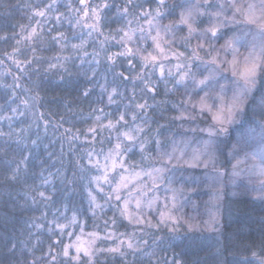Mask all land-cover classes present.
<instances>
[{
    "label": "snow or ice",
    "instance_id": "obj_1",
    "mask_svg": "<svg viewBox=\"0 0 264 264\" xmlns=\"http://www.w3.org/2000/svg\"><path fill=\"white\" fill-rule=\"evenodd\" d=\"M60 4L61 0H48L42 7L32 12V17L37 18L34 26H31L26 34H23L25 29L22 26L20 39L15 41L17 46L11 53H5L12 64L21 73H26L34 61L44 60L45 57L38 55V50L34 46L37 40L42 45L45 44L44 24L52 19L56 25L66 21L71 25L73 35L77 34L76 30H83L79 32L80 42L70 43V37L65 31L57 30L51 35L49 43L58 46L59 52L49 59L46 71L63 69V72H69L67 65L77 53L81 56L80 64H84L83 57L89 55L86 48L89 41L94 40L99 45V50L94 48L92 60L88 63L95 64L98 68L103 54L104 62L109 65L108 71H114L120 64H125L128 74L124 71H115L114 76L119 77L121 82L130 80L133 87L130 90L129 103L124 105V110H118L115 116L112 112H106L104 107H94L89 113L94 117L93 123L83 133L90 143L96 142L97 137H100L101 144L105 140L112 142V147L106 153L101 149L103 163L99 159L93 163L94 152L87 153L90 166L102 173L100 176L91 177L89 183L95 185L96 193L101 194L100 198L104 200V204H101L100 198L89 189L88 212L94 221L103 220V231H100L98 223H94L93 231L86 232V222L79 219L75 211L71 216H66L68 209L65 206L64 212H61L64 222H59L58 219L50 222L54 225L48 229L51 242L47 245L46 251H42L41 256L33 259L31 264H37V259L43 261V264H100L99 257L104 254L119 256L124 264H127L130 252L135 254L142 251L140 241L134 239L135 233L128 235L121 232L117 235L112 230L117 224L115 216L103 219L104 205L115 208L119 216L129 224L147 223L157 231L166 228L170 233H178L183 217L176 215L177 201L183 195L185 186L173 187L176 180L169 179L165 191L170 193V196H166L162 207L159 206V196L154 194L149 197L148 192L159 187V181L163 179L165 171L171 172L175 168L211 167L216 172L214 179H224L225 172L218 167L216 156L218 146L222 142L220 137L226 136L232 126L246 123L245 118L249 109L253 117L259 115L261 119L254 120L243 133L241 137L243 147L234 146L230 155L236 162L231 166L228 179L232 184L240 183L245 191H251L253 199L264 201V0H182L181 4L172 7L169 0H144L143 3L140 0H64V7L70 15L59 10ZM170 16L172 18L168 19ZM142 18L143 24L140 23ZM166 19L167 23L164 22ZM121 20L122 25L115 29L109 27L108 31H105L106 25ZM241 25L244 27L240 28ZM52 31V28L48 29L49 33ZM237 32L243 35H238ZM248 36H251V40L246 39ZM7 39V36H0V40ZM25 41L28 56L21 59L23 49L20 45ZM177 42L188 52L174 49L173 46ZM69 45L72 51L64 55ZM113 46H117L119 50L111 51ZM241 48L245 51H241ZM136 61H139L138 65ZM165 61L176 63L166 65ZM190 61H199L204 66V71L194 73ZM0 64H3V60H0ZM173 67L178 74L173 87L185 86L184 95L187 98L181 99L184 108L172 119L189 122L187 130L199 131L207 138L202 137L199 141L200 147L191 152L186 150L191 143L190 140L184 141L183 148L173 142L171 152H162L161 141L156 139V159L162 166L153 167L151 171L142 168L141 171H136L140 165L135 162L133 165H127V154L131 153L133 148H138L141 160L150 159L146 154L148 142L141 139L145 127L142 126L143 118L140 114L146 116L147 110L155 105L148 104L146 97L143 102L136 99L135 84L141 81L143 87L140 91L151 94L155 99L158 89L152 81V76L155 74L160 80H166L167 77L176 75ZM97 68L90 69V74L85 73L86 78L91 80L95 77ZM60 78L63 79V75ZM104 78L107 80L106 76ZM13 79L19 81L20 77L14 76ZM189 80L192 82L191 93H188L186 88ZM15 87H20V84L17 82ZM91 91L90 88H86L82 95L89 97ZM101 91L107 95L106 106H118L120 101L116 97L124 96L118 86H113L109 90L101 85ZM40 99L42 98L37 93L33 98V105H38ZM21 103L26 109L30 107V101L27 99ZM131 108L135 111H129ZM12 111L15 113L17 109L14 108ZM37 111L39 112L38 108ZM38 118L43 120L44 113L39 112ZM201 118L205 120L210 118V122L204 127H193L192 123ZM138 119H141L142 123H136ZM65 131L72 133L71 128ZM156 131L159 134V128ZM5 135L7 134L0 131V136ZM68 139L70 141L80 139V130L77 129ZM241 140L237 141V145L241 144ZM241 151L243 156L240 155ZM241 165L246 167L242 168ZM118 169L120 170L118 180L113 183L112 174L117 173ZM19 173L20 165H17L8 175V180H17ZM143 176L151 178V189L147 184L137 183L142 181ZM105 184L110 186V191H105L103 187ZM248 185L252 187L249 189ZM124 190H128L126 198L121 195ZM38 195L45 201H51L53 198L43 191ZM216 199L219 200L220 197L217 196ZM113 200L117 203L112 204ZM149 212L156 213L155 224L151 219H146ZM217 222V215L210 213L205 225L211 229ZM184 223L189 232L200 229L198 224L191 221L184 220ZM64 237L68 238L67 242ZM106 241L113 243L104 245L103 242ZM143 243L146 244L147 241ZM12 248L14 249L15 245H12ZM257 255L253 252L254 257ZM258 259L259 264H264V257ZM163 264L181 262L173 259L164 260Z\"/></svg>",
    "mask_w": 264,
    "mask_h": 264
},
{
    "label": "trees",
    "instance_id": "obj_2",
    "mask_svg": "<svg viewBox=\"0 0 264 264\" xmlns=\"http://www.w3.org/2000/svg\"><path fill=\"white\" fill-rule=\"evenodd\" d=\"M47 2L48 0H0V36L8 37L7 41L0 40V60H3V64H0V131L7 134L0 136V264H31L33 259L40 257L42 251H46L47 245L51 242L48 229L54 225L50 222L54 219L64 222L61 212H64L65 206L68 209L66 216H71L75 211L79 219L86 222V232L93 231L94 223H98L100 231H103V220L94 221L88 212V190L91 189L98 198L101 197V194L96 193L95 185L90 184L89 181L91 177L100 176L102 173L90 166L87 153L94 152L93 163L97 159L103 163L101 149L106 153L112 147V142L105 140L101 144L100 137H97L96 142L90 143L83 133L93 123L94 117L89 113L94 107H104L106 112H112L115 116L118 110H124V105L129 103L130 90L133 87L130 80L121 82L119 77L114 76L115 71H124L128 74L125 64H120L114 71H108L109 65L104 62L103 54L98 68L95 64L88 63L92 60L91 54L94 48L99 50V45L94 40H90L86 48L89 55L83 57L84 64H80L81 56L77 53L67 65L69 72H63V69L46 71L49 59L59 52L58 46L49 43L50 36L57 30L65 31L70 37V43H79L81 39L79 32L83 31L76 30L77 34L73 35L71 25L66 21L56 25L54 19L44 24L45 44L42 45L39 40L34 43L38 55H43L45 59L34 61L26 73H21L5 53H11L17 46L15 41L20 39L22 26L25 29L23 34L34 26L37 18L32 17V12ZM140 2L143 3L144 0ZM181 3L182 0H169L170 7ZM59 10L70 15L64 7V0H61ZM164 22L167 23V19ZM140 23H144L143 18ZM122 24V20L113 21L105 26V31H108L109 27L115 29ZM49 28L53 29L51 33L48 32ZM26 44L25 41L20 45L23 49L21 59L28 56ZM150 44L151 41L148 42V45ZM173 48L188 52L179 42ZM110 50L119 49L113 46ZM71 51L69 45L64 55H68ZM190 62L193 64L192 71L198 73L199 61ZM136 63L138 65L139 61ZM175 63L176 61H165L166 65ZM92 68H97V74L89 80L85 73L90 74ZM173 72L176 74L174 67ZM61 75L63 79L60 78ZM14 76H19V81H15ZM176 78L178 74L160 80L158 75L154 74L152 81L158 89L155 99L151 94L140 91L143 87L141 81L135 84L136 99L143 102L146 97L148 104L155 105L147 110L146 116L140 114L143 123L141 119L136 121L145 127L141 139L148 142L146 154L150 156L149 160H141L138 148H133V151L127 154V165H133V162L140 165L136 171H141V168L151 171L153 167H161V163L156 159V139L161 141V151L169 152L173 142L176 143L181 133L180 125L185 121L173 120L172 117L183 110L181 99H186L184 97L186 95H184V86L173 87ZM17 82L20 84L18 88L15 87ZM101 85L109 90L113 86H118V89L124 93L123 97H116L120 101L118 106H106L107 95L101 91ZM86 88L92 90L89 97L82 95ZM37 93L42 99L38 105H33L32 101ZM25 99L30 101V107L27 109L21 103ZM14 108L17 109L15 113L12 111ZM37 108L39 112L44 113L43 120L38 118ZM129 111L135 109L131 108ZM245 120L246 123L236 125L238 130L245 124L251 126L254 120L259 119L248 114ZM198 122L206 125L210 120L201 118ZM69 128L72 129V133L65 131ZM158 128L159 134L156 131ZM77 129L80 130V139L70 141L68 137ZM232 134L230 129L226 137L221 139L223 146L222 150L221 146L219 147L221 157L225 156L224 152ZM17 165H20L17 180H8V175ZM178 170L181 173L177 180L180 185L185 186V183H188L186 175L189 170L187 168H178ZM119 171L118 169L117 173L112 174L113 183L118 180ZM171 172L163 173L158 190L166 185ZM193 172L197 171L193 170ZM103 187L106 192L110 191L109 185L105 184ZM40 191L50 194L52 200H43L38 195ZM121 195L126 198L127 190L122 191ZM163 196L166 198L165 195ZM228 199L229 197H226L218 203L221 225L211 229L200 227L199 230L189 232L187 226L181 223L178 233H170L166 228L157 231L147 223L129 224L110 205H104L103 219L115 216L117 224L112 230L117 235L121 232L128 235L135 233L134 239L140 241L142 251L135 254L130 252L127 264H163L164 260L173 259L179 260L181 264H259L258 257H264V201L236 199L229 202ZM99 202L104 204L102 198ZM116 203L115 200L112 201V204ZM149 216L146 219H151L155 224V215ZM67 239L64 237L65 242ZM144 241L147 243H143ZM103 243L110 245L113 242ZM12 245H15L14 249ZM253 252L258 254L257 257L253 256ZM99 261L100 264H124L119 256L107 254L100 256ZM37 264H43V261L37 259Z\"/></svg>",
    "mask_w": 264,
    "mask_h": 264
},
{
    "label": "rangeland",
    "instance_id": "obj_3",
    "mask_svg": "<svg viewBox=\"0 0 264 264\" xmlns=\"http://www.w3.org/2000/svg\"><path fill=\"white\" fill-rule=\"evenodd\" d=\"M240 28H243L244 26H239ZM238 35H243L241 32H237ZM246 39L251 40V36H248ZM178 43V42H177ZM222 43V41H221ZM241 51H245V49L241 48ZM211 67V66H209ZM199 74L200 72L204 71V66L200 64L198 66ZM205 74H207L205 72ZM185 87V86H184ZM187 92H192V82L189 80L187 83ZM201 95L203 93H200ZM230 95V93H229ZM187 98V96H184ZM249 115L253 116L250 109L248 112ZM255 118L261 119L259 115H256ZM210 120V118H208ZM183 125V126H182ZM189 122H184L180 125L181 127V133L176 139V144L180 147H184V141L190 140L191 143L187 146V151L191 152L193 149L200 147V139L203 137L206 139V135L204 133H201L199 131L192 132L188 129ZM193 127H204L206 125L200 124L198 121L192 123ZM250 127V125L245 124L243 128L238 130L239 128H236V125L232 126L230 129L232 131V136L229 141V145L225 149V156L221 157L220 151L218 150L216 153L217 156V165L220 168L221 171L225 172V177L222 180L214 179L216 177V172H214L211 167L209 169H204L203 167L197 168V169H188V173L186 175V179L188 180V183H185V191L183 195H181L178 198L177 204L178 209L176 210V215L183 217L181 220V223L183 225H186L184 223V220L191 221L195 224H198L201 228L207 229V226L205 225V222L209 220L210 213H215L217 215L218 222L213 224L214 226L221 225V211L218 209V203L225 199L226 197H229V202L232 200H241L245 201L246 199H253V194L251 191H245L244 187L240 184H232L229 182L228 179V173L231 172V166L236 161L232 158V155H230L233 152L234 146L235 147H243V143L241 140V137L243 133L246 131V129ZM226 136H221L220 140ZM241 140V144L237 145V141ZM221 146V143L218 147ZM220 149H223V146L220 147ZM245 150H251V149H245ZM172 149H170L169 152H171ZM240 155L243 156V151L240 152ZM242 168L246 167L245 165H241ZM171 175L169 176V179H175L176 183H174L172 186L179 188L181 185L179 181L177 180L179 178V173L181 171L178 170V168L172 169ZM193 170L197 172H193ZM144 183L149 186V189H151V178L148 176H143L142 181H138V183ZM186 182V181H185ZM160 185V183H159ZM168 187V182L165 186H163L161 189H151L148 192V196L151 197L154 194L158 195L160 198V204L159 206L162 207L163 203L165 202L166 191L165 189ZM252 186L248 185V188L250 189ZM128 191V190H127ZM161 192V193H160ZM167 196H170V193H167ZM219 196L220 199L217 200L216 197ZM186 197V199H185ZM147 212L148 210L145 209ZM156 216L155 212H149L148 216L152 215ZM149 216V217H150ZM187 226V225H186Z\"/></svg>",
    "mask_w": 264,
    "mask_h": 264
}]
</instances>
